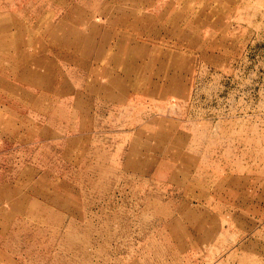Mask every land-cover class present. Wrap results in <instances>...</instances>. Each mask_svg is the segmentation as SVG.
I'll list each match as a JSON object with an SVG mask.
<instances>
[{
    "label": "rangeland",
    "instance_id": "rangeland-1",
    "mask_svg": "<svg viewBox=\"0 0 264 264\" xmlns=\"http://www.w3.org/2000/svg\"><path fill=\"white\" fill-rule=\"evenodd\" d=\"M0 264H264V0H0Z\"/></svg>",
    "mask_w": 264,
    "mask_h": 264
}]
</instances>
